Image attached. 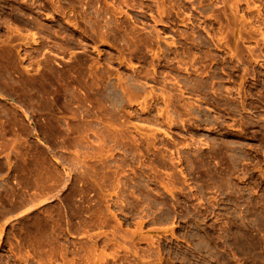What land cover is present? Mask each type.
Returning a JSON list of instances; mask_svg holds the SVG:
<instances>
[{"label":"rangeland","instance_id":"1","mask_svg":"<svg viewBox=\"0 0 264 264\" xmlns=\"http://www.w3.org/2000/svg\"><path fill=\"white\" fill-rule=\"evenodd\" d=\"M0 264H264V0H0Z\"/></svg>","mask_w":264,"mask_h":264}]
</instances>
